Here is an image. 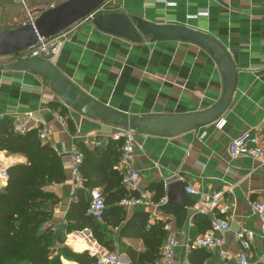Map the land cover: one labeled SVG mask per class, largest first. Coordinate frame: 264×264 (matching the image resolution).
<instances>
[{
    "label": "crops",
    "instance_id": "0c3cea01",
    "mask_svg": "<svg viewBox=\"0 0 264 264\" xmlns=\"http://www.w3.org/2000/svg\"><path fill=\"white\" fill-rule=\"evenodd\" d=\"M167 1L172 5L152 0H108L110 8L104 14L119 12L155 24L185 26L217 40L235 64L237 84L229 107L208 125L173 137L134 131L141 144L134 160L141 173L137 192L130 193L123 185L122 141L110 138L117 127L77 112L53 91L44 77L9 69L15 59L0 57V120L10 118L15 127L17 119L32 112L28 130L46 129L43 142L52 146L64 165L65 181L43 188L49 199L42 207L51 217L40 227V231L49 235L50 259L59 260L60 264H80L77 258L85 252L94 258L117 252L121 264H162L160 252L151 261V243L155 248L159 244L161 249L166 235L160 241L157 228L165 224L170 225L180 242L175 264H181L187 257L193 264H241L242 245L237 234L242 227L254 232L249 263L264 264V227L252 210V202L264 201V165L250 157L233 159L229 155L235 137L248 131L258 133L264 128V0ZM44 10L39 9L40 13ZM37 15L8 27L0 26V32L30 23ZM65 34L67 39L56 67L88 96L128 118L202 112L217 104L223 94L224 76L219 65L197 44L179 40L155 42L151 35L133 43L99 30L88 19L76 23ZM220 119L225 121L222 128L217 126ZM78 144L90 149L108 145L116 148L118 155H113L110 163L122 176V185L128 191L124 198L131 195L144 198L142 204L135 206L122 205L124 198L107 203L108 223L103 221L104 217L96 219L106 230L107 245L97 240L91 228L69 230L71 207L80 204L91 216L88 209L92 188L86 186V178L84 185L76 186L72 174L70 150L73 147L81 150ZM0 161L8 173L10 168L29 162L25 154L7 150L0 151ZM176 180L182 181L185 188L191 184L205 193L225 192L224 201L233 207L228 216L230 227L219 235L224 239L222 248L186 252V244L210 229V217L192 216L191 206L198 196L186 192L187 196L175 200L166 193L165 186ZM8 182L9 178L0 179L1 193ZM156 185L164 190L165 196L159 200L155 199ZM93 188L103 192L101 186ZM113 192L112 199L116 201L117 191ZM161 200L167 203L159 208L153 205ZM112 207L121 208L123 213L111 210ZM143 213L149 214L145 231L136 233L130 222L138 221ZM61 225L66 226L65 238L58 229ZM222 251L228 256H222Z\"/></svg>",
    "mask_w": 264,
    "mask_h": 264
},
{
    "label": "water",
    "instance_id": "95a60500",
    "mask_svg": "<svg viewBox=\"0 0 264 264\" xmlns=\"http://www.w3.org/2000/svg\"><path fill=\"white\" fill-rule=\"evenodd\" d=\"M107 2L108 0H66L42 11L30 23L0 32V57L12 56L15 62L8 66L9 69L26 70L44 77L53 91L74 110L88 118L101 119L115 127L131 128L140 134L173 137L218 120L229 107L236 89L235 64L230 54L217 40L185 26L155 24L140 17H129L119 12L100 14L93 20L99 30L133 43H140L142 36L151 35L155 42L162 40L191 42L209 52L223 73V94L212 108L192 114L128 118L123 113L88 96L47 60L25 56V52L37 43L39 37L51 38L65 32ZM165 189L166 193L175 200L187 196L185 186L179 180L168 183ZM176 196L179 198L177 199ZM58 229L64 234L66 226L61 225Z\"/></svg>",
    "mask_w": 264,
    "mask_h": 264
},
{
    "label": "trees",
    "instance_id": "16d2710c",
    "mask_svg": "<svg viewBox=\"0 0 264 264\" xmlns=\"http://www.w3.org/2000/svg\"><path fill=\"white\" fill-rule=\"evenodd\" d=\"M56 106L59 107V105ZM64 110L65 108L62 109L63 113ZM38 132L37 129H32L19 133L15 131L12 119L0 120V151L23 153L29 161L28 164L9 169L8 185L4 193L0 192V264L8 262L60 264L59 260L50 259L49 235L47 232L40 231V227L51 217V214L42 207L43 203L49 199L48 192L43 188L49 184H61L65 181L64 165L52 146L39 138ZM78 145L85 156L81 171L83 177L87 179L86 186L103 187L106 203L121 201L128 191L122 185L119 170L110 163L111 157L118 155L116 148L108 145L104 148L90 149L82 144ZM155 190L157 191L156 200L165 196L161 185H156ZM113 191H117L116 201L112 199ZM56 201L59 200L56 199ZM77 205V207H71L68 214L69 230L91 228L97 240L107 245V241L104 240L106 230L102 229V225L96 219L87 216L85 207ZM112 209L123 213L121 208L112 207ZM108 211H105L103 218L105 223H108L106 219ZM139 218L135 222L131 220L130 223H133L131 229L136 233H144L149 214L143 213ZM163 228L165 229L164 225ZM163 228L162 225L157 228L160 241L166 235V230L164 231ZM153 247L151 243L153 249L151 261L157 259L160 252L159 244L156 248ZM95 258L85 252L79 255L77 260L80 264H94Z\"/></svg>",
    "mask_w": 264,
    "mask_h": 264
},
{
    "label": "built area",
    "instance_id": "2783aa9c",
    "mask_svg": "<svg viewBox=\"0 0 264 264\" xmlns=\"http://www.w3.org/2000/svg\"><path fill=\"white\" fill-rule=\"evenodd\" d=\"M153 2L165 3L172 5L167 0H152ZM105 3L97 10H95L86 19L94 20V18L100 14H104L108 8ZM206 13H199L198 15H204ZM195 15L194 17H198ZM67 37L65 32L51 37H39L37 43L25 52L26 57H40L47 60L52 65L56 66L58 57L63 44ZM33 117V113L29 112L24 118L17 119L15 122V131L19 133L27 132L29 129L28 122ZM225 125V121L220 119L217 123L218 128H222ZM38 136L41 140H45L47 137L46 129H41L38 132ZM112 140L122 141V155L120 158V164L123 168V185L128 189L130 193L137 192L141 181V173L134 166L136 149L141 148V144L135 138L134 130L131 128L117 127L115 131L110 135ZM72 159V174L75 180L76 186L84 185L86 179L81 174V166L84 161V153L78 148L73 147L70 150ZM229 155L231 158L236 159L239 157H250L261 165H264V128L255 133L252 131L244 132L235 137L229 147ZM176 177V176H175ZM9 178L8 170L3 167L0 161V179L7 180ZM188 194L198 196L196 201L191 206L192 216L204 215L210 217V229L201 236H198L195 240L186 244V252L189 253L192 249H206L212 250L216 248H222L224 245V239L219 235L226 231L230 227L229 214L232 209V204L224 201L225 192H211L205 193L194 185L189 184L185 188ZM90 204L88 213L95 219L101 220L104 217L107 209V203L104 194L99 188H92L89 191ZM144 198L141 196H127L122 200L124 206H135L142 204ZM166 200H161L155 203V207L159 208L166 204ZM252 210L258 215L262 226L264 227V201L252 202ZM166 238L160 249V257L162 264H175L176 248L180 246V242L171 229L169 224H165ZM254 237V232L248 228L242 227L237 234V238L242 245V252L240 254L241 264H250L248 260V251L251 248V242ZM222 256H228L224 251L221 252ZM95 264H121V258L117 252H108L103 255H99ZM181 264H193L188 260V257L184 259Z\"/></svg>",
    "mask_w": 264,
    "mask_h": 264
},
{
    "label": "rangeland",
    "instance_id": "374dc122",
    "mask_svg": "<svg viewBox=\"0 0 264 264\" xmlns=\"http://www.w3.org/2000/svg\"><path fill=\"white\" fill-rule=\"evenodd\" d=\"M65 1L66 0H0V26L4 28L12 25V23L17 24L21 21L30 20L32 15L36 16L40 14V8L46 10ZM108 8H110L109 5Z\"/></svg>",
    "mask_w": 264,
    "mask_h": 264
}]
</instances>
